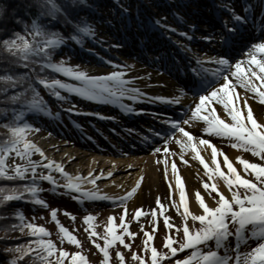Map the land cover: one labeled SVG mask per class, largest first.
I'll return each instance as SVG.
<instances>
[{
    "label": "snow or ice",
    "instance_id": "6c2138e0",
    "mask_svg": "<svg viewBox=\"0 0 264 264\" xmlns=\"http://www.w3.org/2000/svg\"><path fill=\"white\" fill-rule=\"evenodd\" d=\"M261 2V12H264V0ZM43 7L47 9L49 15L57 10L55 0H45ZM252 5L249 0H245L242 5L241 12H236L234 8L224 6L225 11L230 13L231 23L227 19L221 20V25L224 35L220 37L222 44L225 45V52L222 55H204L196 57L189 61L187 68L190 69L189 81L187 84L178 86L176 91L181 95L192 94L195 98L190 107L185 108L179 103L177 97L174 96H151V94L143 93L138 87L129 88L127 85L133 77L125 78L123 71H112L101 73L98 75H89L85 70L78 66L69 65L65 63V59L61 57L59 61L53 62L50 57L52 50L64 42V37L59 32L47 31L38 23V19H32L31 23H26L21 16L16 15L15 10L11 13L12 23L15 25H22L20 29H9V34L0 38V56L6 60L8 56L12 59L8 63H22L29 61L32 56L37 57L35 64L39 65V69L32 67L30 71L35 76L37 84L44 86L49 90L57 100H64L67 97L62 96L61 90L70 94H77L82 98L91 99L99 102H120L122 109L129 112L145 111L141 108H134L132 104H124L123 98L128 97L130 100H144L153 99L156 101H164L177 106L179 113L187 115L188 119L184 120V124L189 121H197L203 123L202 132L204 134H214L220 138H234L236 148H245L250 150L255 157H258L261 162L257 163L237 156L236 159L240 161L242 170L245 175L234 166L233 162L227 155H223L222 161L217 159V153L220 151L209 140L200 139V143L211 146V161L214 167H210L209 163L200 156L197 152L200 163L204 169L209 173V180L213 178V174L222 178L223 183L228 186L231 192L230 198L226 197L224 192L220 191L216 183L203 182V187L207 190L208 196L215 201V206H209L205 199L202 198L201 192L196 191L195 199L198 201V206L203 210L200 214H194L189 210L188 203L185 200V186L181 181V177L176 173L177 165L172 163V169L175 174L176 187L179 190L180 204L183 206L184 220L187 221L189 217L193 222L198 221L199 227H195L193 223L192 228L188 223L182 225V238L178 241V247L173 246V239L165 235L163 238L164 245L167 246L168 251H158L156 247L147 244V240L152 239L151 233L145 231L144 236L147 238L145 246L151 251V264H161V260L165 257L169 258V264H264V123H258L254 118L253 109L249 105V96L245 92H238L237 85H242L244 89H249L252 94L258 98L259 101L264 102V88L256 85L255 81L259 80L264 83V39H257L250 43L241 45L245 48L246 55H241L240 59H236L231 54L232 43L235 40L239 25L251 23L253 28L256 24L264 25V16L256 15L254 18L250 17ZM3 7L0 6V13L3 12ZM122 11L126 9L122 8ZM159 26V20L153 21ZM172 31L176 29L170 25H164ZM194 27V26H192ZM74 31L77 35L72 36L74 42H79V33H85L93 36L91 25L86 21H80ZM260 33H264V27L259 29ZM182 35H188L182 33ZM31 36L32 39L28 37ZM37 37H42L38 39ZM204 40H211L213 37L204 36ZM111 64L113 61L108 60ZM216 65V67H213ZM125 68L127 66H124ZM47 68L54 72L61 73L70 79H75L79 83H69L59 78L48 79L43 75H35L37 71L43 72ZM26 78H29L27 72L14 73L10 67H0V92L7 91L8 87L15 88L17 83H23ZM222 80V82H221ZM28 91H31L32 99H21L22 107L19 111L13 110L14 126L10 127V136H8L2 145H0V177H20L25 178V172L31 171L33 176L29 182L19 187L13 186L11 189L7 187H0V202L8 201L10 199L27 198L24 193L30 194L33 201L44 204L40 197L36 195L39 191L37 188V181L44 179L50 182L53 188L57 187L56 179L49 174L41 177H36L35 172L37 165L40 163L36 160H31L29 157L32 152L40 153L43 158V150L38 147L31 140L26 139L27 129H31L33 125L23 118L24 112L40 113L56 116L50 113L46 102L39 97V93L29 78L27 88H22L20 91L13 92L10 99L16 100L21 98ZM234 99L239 103H235ZM241 106L246 109V113L242 115ZM68 112L77 111L75 105L71 108L65 109ZM218 111H224L227 117L231 118V122H226L218 115ZM101 116L100 113H96ZM164 122L170 125L173 129L178 130L187 139L181 141V148L184 149L189 145L196 150V144L193 142V133L187 131L185 127L181 126V121L173 116L165 115ZM157 136L160 133H156ZM167 145L168 141H163ZM15 151L16 155L24 158L23 164H15L12 171L7 170L5 158L10 151ZM157 151L158 149H153ZM167 150V149H165ZM181 159L183 156L181 155ZM223 164L224 167L221 165ZM49 169L55 166V169L60 171L67 182L63 185L65 190H76L81 195L75 196V199H81L86 196L89 198L100 197L112 200L117 199L124 201L135 191L136 187L141 183V179H137L135 185L123 194L121 197L106 196L104 193L89 191L81 188L82 182L92 183L96 179L92 173L87 176H81L79 173L75 177L70 176L65 172L63 166L58 161L51 159L43 165ZM251 171V175L255 179L246 178V174ZM111 173H100L98 175H110ZM243 189V194L239 191ZM213 190H215L213 192ZM156 203L159 205L160 199L157 197ZM162 207V206H161ZM51 212L55 219L56 209L52 208ZM14 214L19 218L21 225L20 231L24 230L26 226L36 239L30 240L27 245L16 246L15 251L20 253L23 257L25 253H30L37 259L42 260L44 264H50V258H54L56 264H64V258L68 257V264H88L85 256L79 251L69 253L65 248H56L52 239L41 238L47 235L48 230L42 225L34 223L23 224V215L19 211H14ZM142 214L141 207L138 206L134 210L133 218H138ZM69 215H71L69 213ZM152 215H156V209H152ZM92 214H87L83 217L84 222L93 220ZM108 223L105 225L106 235L103 246L93 240L92 243L103 254L102 264H108L109 260V245L119 241L121 245L128 246L124 239V233L130 236H135L136 233H131L128 230L124 209H122L119 220L122 225H125L123 232H116L113 223V215H108ZM233 224L234 230H230L229 224ZM61 233L74 245H79L80 241L75 235L68 231L63 225L57 221ZM164 224L166 229H179L180 226L169 223V217L164 216ZM155 226V225H154ZM89 235H93L89 232ZM231 237V242L229 238ZM245 251H241L242 245H248ZM8 249H4L7 251ZM187 251L182 258H178L177 254ZM58 252V255L56 253ZM115 255L120 259V264H125L123 254L116 251ZM134 259L139 260V264H145L144 256H138L136 251L131 253ZM9 264H29V262L19 259L16 256L6 258Z\"/></svg>",
    "mask_w": 264,
    "mask_h": 264
},
{
    "label": "rangeland",
    "instance_id": "374dc122",
    "mask_svg": "<svg viewBox=\"0 0 264 264\" xmlns=\"http://www.w3.org/2000/svg\"><path fill=\"white\" fill-rule=\"evenodd\" d=\"M182 1H185V3ZM193 1L195 0H122L121 4H117L100 0L95 6L98 8V10H94V12L87 16L88 23L91 25V30L94 35L90 36L84 33L85 38L79 45L66 38V40H64L61 45H58L59 49L54 52L50 58L53 62H56L59 61L61 57H63L65 59V63L78 66L80 69H92V67H95L97 69L91 72L100 74L112 71H123L125 78H134L130 81L127 87H138L142 92H151L150 94L152 95H159L155 91V88H150L152 86H148V84L146 85V83L142 82V74H139L138 71H135L134 66L132 67V65H136L137 63H133V60L138 61L140 63L139 66L154 70L155 73H158L164 77L165 82H170V84H174L175 82L173 73L171 74L166 72L164 68H155L154 62L150 61L152 55L149 53V51L144 52L145 55H148L147 57L149 58V61L140 60L136 51H131L130 53L127 52L126 40H122V37H116V32L121 31L123 24H130L131 33L138 29V27H142L140 23L138 24L132 22L134 21L138 10L146 11L148 9V11H153L155 9L153 4L160 2L165 7L169 5V13H166L164 9H160L161 12L159 11L157 14L155 13L157 18L158 15H161V17L164 18L162 20L163 23L161 24L162 32L165 33L168 38L173 39L176 42V46L179 48H186L184 46V42L187 43V39L189 38L193 39V44H191V46H193L195 44V38H199L201 35L205 36V32L207 31L203 30L204 27H207L205 25L206 22L200 23L197 19H195L196 13H193L192 9L193 7L196 8V5L193 3L199 2ZM230 3L231 1L229 0L228 3L226 2L222 4L229 6ZM122 8L126 9V11H122ZM121 13L127 14V16L124 15L125 22L122 20L120 15ZM145 15H148V13H145ZM118 19H120V21H118ZM117 25L119 26L117 27ZM164 25H170L176 30L172 31L169 28L164 27ZM54 30L55 28L52 29V31ZM202 30L203 33L200 32ZM182 33L188 34L183 35V37L187 39H180L179 36L182 35ZM122 35H126L124 34V30ZM149 44L151 45L154 43L149 42ZM187 44L190 45V43ZM192 48L193 50H196L194 55L199 57V49H196L195 47ZM169 53L174 55L173 59L170 60L173 62L175 60V63L177 64L175 68L178 67L177 69L173 67L172 71H180L181 74H183V69L178 65L181 63L182 57L174 54L172 51ZM186 55L187 56H185L183 59L191 57L189 53H186ZM108 60L113 61V63H107ZM124 66L127 67L125 68ZM58 74L59 79L61 80H65L66 82L74 84L79 83V81L75 79H70L61 73ZM129 74H131V76H128ZM243 89L244 88L242 85H237L238 92H245L247 95H249ZM163 93L164 95L174 94V96H181L176 91V89ZM61 94L67 98L64 100L51 98V104L48 106L50 113H58V115L53 116L46 114L45 112H40L28 118L27 121L30 122L33 127L26 130L27 136L25 138L31 140L43 150V158L41 157L40 153L35 151L32 152V154L40 156L41 164L44 165L47 160L51 159L53 161H58L63 166L64 171L69 173L72 177H75L77 173H79L81 176H87L89 173H92L94 176H96L94 182L87 185L86 187L80 185L81 188L98 193H105L107 192L106 187H110L112 185L113 187H116V189H120L122 187L126 190L127 185L131 183V181V186L133 187L137 179H141V181L144 179L145 167H157L163 176L166 168H168L170 171H174L172 169V163L175 162L177 165L176 172L187 178L189 183L186 185L184 182L186 202L188 201V193L186 190V187L188 188V186L191 189L192 187H196L194 188L195 191L194 189L193 191H200L203 198L205 193L207 194V190H205L203 187V182H212L209 180V173L200 163L197 152H199L200 156H202V154L204 155L205 151V153L209 155H204L205 161L209 163L210 167H214V165L212 164V161H210L212 145L200 143L201 138L211 141L212 144L220 149V151L217 153L218 160L222 161L223 155H227L236 167L234 162L235 158L233 155L236 149V147H234L235 139L224 138V142H220L212 136L197 133L195 130L198 128L201 129L202 126H204L202 122L193 120L189 121L188 124L183 123L184 120L188 119L190 112L182 117L181 126L185 127L187 131L193 133L192 140L196 144V150L194 151L192 148L191 158L185 157L181 159V156L178 154L180 152L177 150V147L180 144L177 138L179 135L183 134L176 129L168 140V146L170 148H168V150H166L161 157H155V153L152 150H147L145 152L139 151L140 149L135 145L133 138H135V140L141 139V137H144V131H146V129L152 128V126L156 124L155 119L159 116H157L156 112L151 110H157V105L149 104L147 103V100H144L143 98L133 101L127 97H124V104H132L134 108L137 107L145 110L139 112V115L136 117V113L134 111L129 112L127 110H123L120 102L114 104L111 102L94 101L91 99L82 98L77 94H70L64 90H61ZM250 100L251 98H249V101ZM234 102L239 103L235 99ZM73 104L75 105L77 111L68 112L65 110L71 108ZM251 108L253 109L254 118H256L258 121L259 119H263L264 122V110L258 111L254 109L252 105ZM96 113H100L101 116H97ZM122 115H125L131 122H118V119ZM218 115L221 118L227 117V114L224 111H218ZM228 120V122H231L230 117H228ZM0 133L10 135V129L0 126ZM44 140L51 144L49 148L45 146ZM140 142H142V140H140ZM171 144H175L177 147L172 149ZM112 149L116 150L118 153L112 154L110 152ZM49 150L51 152H49ZM240 150L248 152V159L250 161L257 163L261 162L260 159L255 157L250 150L245 148H240ZM119 158H122L125 163H129V160L133 158H140V167H136L138 163L135 164L136 166L134 164H128L126 166L127 168L125 167L120 170L110 169L107 172L111 173L110 175H98L100 173H105V170L111 166L110 162L113 161L114 163ZM24 162V158L17 156L14 150L10 151L9 155L5 158L8 171H12L15 164H23ZM91 162L93 163V166L90 167ZM158 162H160L162 165L160 169V163ZM237 162L240 164L239 160H237ZM43 165L36 169L35 176L41 177L45 174L52 175L56 179V184L63 188V185L67 182V178L64 177L60 171L56 170L55 166H53L52 169H49ZM221 166L224 167L223 164ZM183 167L184 169L186 168L187 170L191 171L192 175L198 178L199 181L201 180V183L199 182L198 185L199 187L192 186L189 180L190 177L188 174H185L186 171L185 173L183 172ZM134 171L138 173L136 179L133 178L135 177L133 174ZM32 176L33 173L31 171L25 172V178H31ZM246 178L255 179L251 175L250 170L246 174ZM39 181H41L40 189L45 190L43 195L47 199V202L46 204L42 205L34 201H29L30 203L26 204L28 206L27 210L24 212L29 214L32 213V215H29V217L32 218L31 222L36 225L44 226L51 233L50 238L54 241L58 248L63 247L69 253L73 251L81 252L83 255H86V259L89 261V264H102L101 252L96 247V244L92 243V241L96 240L100 245L103 244L106 235L105 225L108 223L107 218L109 214H112L114 218L113 223L116 225L114 231L123 232L125 225H122L119 220L122 209H124L125 221L129 232L136 233V235L130 236L127 232L124 233V239L128 245L127 247L121 245L119 241H116L113 245L109 246L108 250L110 252L111 264H119L117 262L119 261L117 260L119 258H117L115 255L116 251L119 250L123 252L125 264H137L136 259L132 257L131 253L132 251H136L137 254H142L143 256L147 254V249L145 246L147 238L144 236L145 231L151 233L152 235V239L147 240V243L156 247L158 251L167 252L168 249L165 248L163 242L165 235H168L173 239L174 247H178V243L176 241L182 238V225L185 222L188 223L190 228H192L193 223H195V227H199V222H193L191 217H189L187 221L184 220V216L182 215L183 206L178 204L176 197L170 192V190V198L168 201L161 200L162 202L158 205L154 200L157 199L158 196L154 193L147 207L139 205L141 207L142 214L138 218L134 219V210L137 206L135 204L127 208H123L122 206L137 196L139 191L138 186L132 195H130L126 200H115L113 202L112 200L100 197L89 198L84 196L81 199H75V196L81 195L80 193L76 192V190H67L68 193H61L60 191L58 193L46 191L48 190L47 184H50V182L44 179H39ZM122 182L124 185L121 184ZM107 183L109 184L106 185ZM132 187H130V189ZM128 191L129 189H127L125 192ZM239 191L241 194H243V189H239ZM111 197L113 196L111 195ZM208 198L210 200L211 206H215V201H213L209 196ZM52 208L56 209L54 214L55 219L53 218V214L51 212ZM153 208L156 209L155 216L152 215ZM202 211L203 210L201 209V212ZM201 212L194 214H200ZM69 213L71 215H69ZM87 214H92L94 218L92 221L86 223L84 222L83 217ZM165 215L169 217L170 224L180 226L178 230L175 228L166 229L164 224ZM57 221H59L60 225H63L66 229H68L69 232L77 237V239L80 241L79 245L72 244L66 238V236L61 233ZM234 227L235 226L233 224H229L230 230H234ZM26 232H29L27 227L24 228L23 231H20V229H13L10 236L23 237L27 235ZM89 232H92L93 235L90 236ZM29 241L30 240H28V242ZM229 241L231 242V237L229 238ZM252 243H255V241L250 242L248 245H242L240 250L245 251L246 248L250 247ZM27 254L28 256H23L22 259L29 262L33 255L30 253ZM183 254H187V251L185 250L182 253H178L177 257L182 258ZM56 255H58V253H56ZM5 257L8 258L11 257V255L7 251H4L3 247L0 246V259ZM66 259L68 260L69 258L66 257L65 260ZM2 262L3 261H1L0 264H3ZM161 264H169V258H164Z\"/></svg>",
    "mask_w": 264,
    "mask_h": 264
},
{
    "label": "bare ground",
    "instance_id": "6f19581e",
    "mask_svg": "<svg viewBox=\"0 0 264 264\" xmlns=\"http://www.w3.org/2000/svg\"><path fill=\"white\" fill-rule=\"evenodd\" d=\"M70 2L72 1V2H74L75 0H69ZM100 0H97L96 2H99ZM105 1H108V0H105ZM233 2H232V4L234 5V4H237L238 2H239V0H232ZM163 5V4H162ZM161 5V6H162ZM160 6V7H161ZM163 7V6H162ZM164 8V10H165V12L166 13H169V7L167 8V7H163ZM205 7L203 6V4H201V3H198L197 4V6H196V11H200V10H202V9H204ZM261 9V6L260 5H256L255 6V10L256 11H258V10H260ZM71 10H72V12L73 13H71V15L72 14H77V11L78 10H76V8H75V6L73 7V8H71ZM78 13L80 14V15H83L82 13H80V11H78ZM259 14V13H258ZM257 14V15H258ZM264 14V13H263ZM256 16V15H255ZM254 16V17H255ZM264 16V15H263ZM197 17H198V19H200V17H199V15L197 14ZM118 21H120V19H118ZM144 22H146V20L144 21ZM143 22V24L145 25V23ZM54 24L53 23H51V26L50 27H52ZM260 25L261 24H256V26H255V28L256 27H259V28H261V27H264V25H261V27H260ZM119 25H117V27H118ZM241 26V25H240ZM53 28H60L61 30H62V26L60 25V24H56V22H55V25L53 26ZM131 26L130 25H128V27H124V34H126V35H122L121 34V31H117L116 33V37H122V40H126V42H127V45L126 44H124V45H126V51L127 52H131V51H136V53L138 54V57H139V59L140 60H143V61H149V58L147 57L148 55H145L144 54V52L145 51H149V53H151V60L150 61H153L154 62V67L156 68L157 67V69H161V68H164L165 69V67H166V65H169V66H177V64L175 63V62H173L172 60H170V58L168 57L169 55L168 54H166V51H168V50H174V53H176V47H175V44L173 43V41H168L167 39H165V38H163V37H158V36H155L154 35V33L153 32H146V33H144V35L147 37L148 36V38H147V40L149 39V37H152L153 38V40H155V41H153V40H148V42L147 41H145L144 42V44L140 47L139 45H138V42H137V38L131 33ZM216 28V31H217V29H219V31L222 33V32H224L223 31V28H222V26L220 27V26H218L215 22L213 23V25L211 26V28L209 29V30H211V29H215ZM66 28H64L63 29V32H65V33H68L66 30H65ZM140 31V30H139ZM215 31V32H216ZM120 33V34H119ZM215 34V33H214ZM125 36V37H124ZM179 36V35H178ZM253 36L254 37H257V38H260V39H264V33H260L259 32V30L258 31H256V32H254L253 33ZM180 37V39H182V40H184V39H186V38H184L183 37V35H180L179 36ZM142 39H143V37H142ZM64 40H66V39H64ZM159 41V42H158ZM149 42H154L155 43V45L152 47V46H149ZM185 43V42H184ZM123 45V44H122ZM134 49V50H133ZM186 49L189 51V45H187L186 44ZM187 50H186V53H187ZM243 55H246V53H244ZM181 56V55H180ZM182 58H184L183 56H181ZM241 58V56L239 57V59ZM195 58H190L189 60H194ZM137 62V63H136ZM133 63H136V65H132V67L134 66V70L135 71H138L139 72V74H142V76H141V78H142V82H144V83H146V85L148 84V86H152V87H150V88H155V91L159 94V95H152L151 94V96H174V94H172V95H164V93L163 92H166V91H170V90H175V89H177L176 88V85L174 84V85H172V84H170V82H165V80H164V77H162L161 75H159L158 73H155V71L154 70H150V69H147V68H144V67H142V66H139V62L138 61H136V60H133ZM181 63H183V62H181ZM180 67H182V64H178ZM213 66H216V65H213ZM154 68V69H155ZM83 70H85L89 75H96V74H100V73H96V72H91V71H94V70H96L97 68H95V67H92V69H85V68H82ZM166 70V69H165ZM167 71V70H166ZM133 73V72H132ZM138 75V74H137ZM124 76H125V74H124ZM128 76H131V74H129ZM154 80V81H153ZM221 82H222V80H221ZM255 83H256V85L258 86V87H260V88H264V83H262L261 81H259V80H256L255 81ZM244 91H246L249 95V98H251V100L249 101V105H250V107H251V105L253 106V108L254 109H256V110H258V111H262V110H264V102H261V101H259L258 100V98H256L255 96H254V94H252L251 92H250V90L249 89H243ZM154 91V92H155ZM153 92V91H152ZM171 92H173V91H171ZM143 93H147V92H143ZM151 92H149L148 94H150ZM174 97H178V96H174ZM128 98V97H127ZM180 98V97H179ZM179 100V103L180 104H182V105H184V107L185 106H191V104H192V102H193V100H191V99H188V98H183V99H178ZM165 103L164 101H156V100H153V99H148L147 100V103H149V104H156V103H158V104H160V103ZM137 108V107H136ZM241 111H242V115H244L245 113H246V109H244L242 106H241ZM137 113V112H136ZM136 116H138V114L136 115ZM222 119H226V122H228L229 120H228V117H224V118H222ZM118 122H128L129 123V120H127V117L125 116V115H122V116H120V118L118 119ZM263 122V119H259V121H258V123H262ZM264 123V122H263ZM202 128H203V126H202ZM202 128L200 129V128H198V129H196L195 131L197 132V133H202V134H204L203 132H202ZM194 129V128H193ZM205 135H209V136H212L213 138H215L216 140H218V141H220V142H224V138H220V137H217V136H215L214 134H205ZM178 138L181 140V141H184V140H186L187 138L186 137H184L183 135H179L178 136ZM169 140V138H167V141ZM45 141V140H44ZM180 144V143H179ZM50 145L51 144H49L48 142H46L45 141V146L47 147V148H49L50 147ZM172 145V149H175L177 146L175 145V144H171ZM57 146V145H56ZM168 148H170L169 146H168V143H167V145H165L164 144V142H161V141H159L157 144H155L154 146H153V148L151 149L152 151H154L153 149H158L157 151H154V153H155V157L157 156V157H161L163 154H164V152L166 151L165 149H167L168 150ZM177 150H179V152L180 153H178L180 156L182 155L183 156V158H185V157H187V158H191V156H192V147L189 145L188 147H186V148H184V149H182L181 148V144L177 147ZM181 150V151H180ZM49 152H51L50 150H49ZM110 152L112 153V154H115V153H118L116 150H110ZM196 153V152H195ZM204 155H206V156H209V155H207L206 153H205V151H204ZM203 154H202V157L205 159V156H204ZM233 155H234V162H235V164H236V168H237V170L238 171H240L241 172V174L242 175H245V173L243 172V170H242V165L241 164H239L238 162H237V159H236V157L237 156H241V157H243V158H247L248 159V156H249V154H248V152H244V151H242V150H240V148H236L235 149V152L233 153ZM32 158V159H31ZM29 159H31V160H36V161H39L40 162V156H38V155H36V154H31V156L29 157ZM171 159H172V156H171ZM112 160V159H111ZM139 160H140V158H133V159H131V160H129V163L127 162V163H125L124 162V160L122 159V158H119L118 160H116L114 163H113V161L112 162H110V168H108V169H106L105 170V173H107L110 169H114V170H117V169H123V168H125L128 164H137L138 163V165L136 166V167H140V165H139ZM123 161V162H122ZM159 161V160H158ZM210 161H211V157H210ZM104 162V161H103ZM158 163H160V162H158ZM43 164H41V163H39L38 165H37V168H40L41 166H42ZM160 166H159V169L162 167V165H161V163L159 164ZM91 166H93V163L91 162V164H90V167ZM184 166V165H183ZM36 168V169H37ZM127 168V167H126ZM129 168H131V167H129ZM91 169V168H90ZM183 169H184V167H183ZM185 171H186V173H185ZM141 172V171H140ZM185 174H188V176L190 177L189 178V180H190V183L192 184V186H197V187H199L198 185H199V182L201 183V180L199 181L198 180V178H196L194 175H192V173H191V171H189V170H187L186 168L184 169V171H183ZM144 173H145V175H144V179L141 181V183L139 184V186H138V188H139V191H138V194H137V196H135L130 202H128L127 204H124L122 207L123 208H127V207H131L133 204H135L137 207L139 206V205H143L144 207L146 206L147 207V205L149 204V202H150V200L152 199V196H153V194L155 193V194H157V196L159 197V199H160V202H162L161 200H163V201H168L169 200V198H170V192L176 197V200H177V202H178V204L179 205H181L180 204V196H179V190L177 189V187H176V181H175V174H178L177 172L174 174V171H170L168 168H166L165 169V171H164V175L162 176V174H161V171L160 170H158V168L157 167H153V166H150V167H148V168H146L145 167V170H144ZM133 174H134V176L135 177H133V178H137V174L138 173H136V171H134L133 172ZM180 175V174H179ZM180 177H181V181H182V183H184L185 182V184L187 185V184H189L188 183V180H187V178H185V177H183V176H181L180 175ZM211 182L212 183H216L217 184V187L220 189V191H222V192H224V194H225V196L226 197H228V198H230V196H231V192L228 190V186L227 185H225L224 183H223V180H222V178H220L218 175H216V174H213V178L211 179ZM89 184H91V183H89V182H87V181H85V182H82L80 185L81 186H87V185H89ZM109 183H107L106 185H108ZM122 185H124V183L122 182L121 183ZM131 184H132V181H131V183H129L128 185H127V189H129L130 190V187H132L131 186ZM105 185V186H106ZM114 186H116V185H114ZM125 187V186H124ZM107 188V192H105L104 194H106V196H113V197H121V196H123V194H124V192L127 190H125L124 188H120V189H116V187H113L112 185L110 186V187H106ZM194 188H196V187H192V189L188 186V188L186 187V190H187V193H188V201H187V203H188V206H189V210L192 212V213H199V212H201V208L198 206V201H196V199H195V193L196 192H194L195 191V189ZM125 191H124V190ZM193 189H194V191H193ZM169 190H170V192H169ZM215 191V190H214ZM204 199H205V201H206V203L209 205V206H211V203H210V200H209V198H208V196H207V194L205 193V195H204V197H203ZM119 199H117V201H118ZM155 201L157 200V199H154ZM121 201V200H120ZM147 209H149V208H147Z\"/></svg>",
    "mask_w": 264,
    "mask_h": 264
},
{
    "label": "trees",
    "instance_id": "16d2710c",
    "mask_svg": "<svg viewBox=\"0 0 264 264\" xmlns=\"http://www.w3.org/2000/svg\"><path fill=\"white\" fill-rule=\"evenodd\" d=\"M97 0H75L74 2H70L69 0H55L57 4V10L49 15L47 9L43 7L45 0H0V6L3 7V12L0 13V38L7 36L9 34V29H20L22 31V25H15L12 23L11 13L15 10L16 15L21 16V18L26 23H31L32 19L37 18L38 23L41 24L47 31L53 32V26L56 24H60L63 28L62 30L59 28H55V32H59L61 36L64 35L63 29L66 28L69 36H74L77 34L74 29L79 24L80 21H84L85 13H87L91 6H93ZM75 6L76 10L80 11L83 15H80L77 11V14H72L71 8ZM51 23L54 25L52 27ZM50 25V26H49ZM32 39L31 36L28 37ZM38 39H42V37H37ZM58 50V47L52 50V54ZM12 59L11 56L7 57V60L0 56V67H10L12 72L20 73L27 72L29 74V78L31 82L36 87L39 97L42 98L43 101L46 102V98L44 96V88L42 85H39L35 81L34 74L30 71V68L35 67L39 69V65L35 64V60L37 57L32 56L29 61L22 63H8ZM51 59V58H50ZM35 75H43L48 79L55 78V74L50 70L45 68L43 72L37 71ZM29 78H26L23 83H17L15 88L8 87L7 91L0 92V126L3 128H9L14 126L12 121L14 120V112L19 111L22 107L21 99H32L31 91H28L24 94L23 97L17 98L16 100L10 99L13 92L20 91L22 88H27L29 83ZM31 112H24L23 118ZM10 136L4 133H0V145L3 144L5 139ZM30 178H20V177H0V187H7L11 189L13 186H21L29 182ZM40 182L37 181V188L39 189ZM38 191L36 195L40 197L45 204L47 199L39 196ZM24 196L27 197L22 199H10L8 201L0 202V246L3 249H8L7 252L10 253L11 257L16 256L19 259L20 253L15 251L16 246H21L28 243V240L36 239L37 237L33 236L31 233L26 232L27 235L23 237H11L10 234L13 229H20L21 222L19 218L14 214V211L23 212L27 210L25 204L29 201H33L30 197V194L25 192ZM23 215V224L27 225L28 223H32V218L29 217L31 214H22ZM26 228V226L24 227ZM41 238H48L47 235ZM57 248V247H56ZM58 253V252H57ZM28 254L25 253L24 257H27ZM10 258V257H8ZM67 260V259H66ZM64 258V264H68V260L66 261ZM3 261V264H9L8 260L5 258L0 259V262ZM26 261V260H24ZM29 264H44L42 260L37 259L35 256L31 257ZM50 264H56L54 258H50ZM89 264V261H88Z\"/></svg>",
    "mask_w": 264,
    "mask_h": 264
}]
</instances>
